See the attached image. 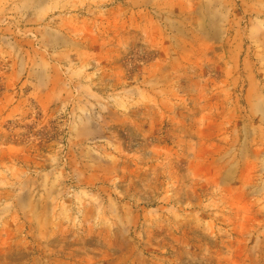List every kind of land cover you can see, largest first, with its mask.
Listing matches in <instances>:
<instances>
[{
  "label": "rangeland",
  "instance_id": "374dc122",
  "mask_svg": "<svg viewBox=\"0 0 264 264\" xmlns=\"http://www.w3.org/2000/svg\"><path fill=\"white\" fill-rule=\"evenodd\" d=\"M0 264H264V0H0Z\"/></svg>",
  "mask_w": 264,
  "mask_h": 264
}]
</instances>
